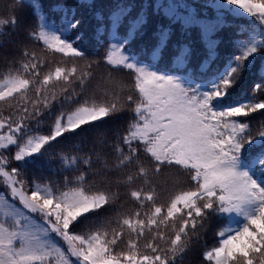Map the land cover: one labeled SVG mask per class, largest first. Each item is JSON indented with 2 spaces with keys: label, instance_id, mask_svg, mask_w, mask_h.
<instances>
[{
  "label": "snow or ice",
  "instance_id": "6c2138e0",
  "mask_svg": "<svg viewBox=\"0 0 264 264\" xmlns=\"http://www.w3.org/2000/svg\"><path fill=\"white\" fill-rule=\"evenodd\" d=\"M189 253L264 264V0H9L0 264Z\"/></svg>",
  "mask_w": 264,
  "mask_h": 264
},
{
  "label": "trees",
  "instance_id": "16d2710c",
  "mask_svg": "<svg viewBox=\"0 0 264 264\" xmlns=\"http://www.w3.org/2000/svg\"><path fill=\"white\" fill-rule=\"evenodd\" d=\"M7 3H9V0H0V12H3ZM100 71H103V69H101ZM195 260V255L193 253H189L188 256L185 257L183 264H193V261Z\"/></svg>",
  "mask_w": 264,
  "mask_h": 264
}]
</instances>
